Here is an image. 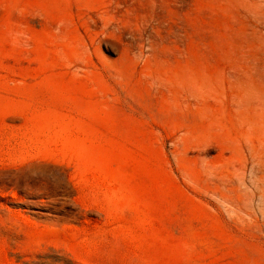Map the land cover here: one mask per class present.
Segmentation results:
<instances>
[{"label": "rangeland", "instance_id": "obj_1", "mask_svg": "<svg viewBox=\"0 0 264 264\" xmlns=\"http://www.w3.org/2000/svg\"><path fill=\"white\" fill-rule=\"evenodd\" d=\"M0 264H264V0H0Z\"/></svg>", "mask_w": 264, "mask_h": 264}]
</instances>
